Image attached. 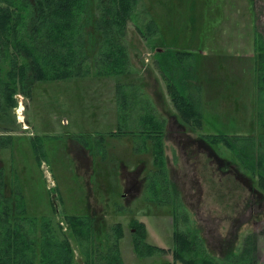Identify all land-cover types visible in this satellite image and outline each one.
Segmentation results:
<instances>
[{
  "label": "rangeland",
  "instance_id": "1",
  "mask_svg": "<svg viewBox=\"0 0 264 264\" xmlns=\"http://www.w3.org/2000/svg\"><path fill=\"white\" fill-rule=\"evenodd\" d=\"M140 4L158 26V38L174 51L191 52L193 56L184 61L191 68L192 82L200 85L201 129L179 131L166 83L154 64L155 40L141 38L128 23L124 46L130 74L125 81L129 92H136L134 98L144 99L159 117L171 122L164 152L177 204L173 205L172 195L167 205L144 202V178L154 169L150 143L145 134L136 133V126H125L124 116L114 117L115 79L91 76L86 84L72 86L79 88H71V81L63 86L37 83L29 89V99L17 95L15 110L5 111L7 121L0 119V126L8 125L13 137L0 149V167L13 181L14 187H9L13 200L23 197L29 220L47 216L63 229L65 214L90 216L97 245L105 238L101 252L115 238L112 229L118 225L122 264L149 262L134 250V220L143 223L147 244L166 249L173 244L175 221L179 230L203 238L204 247L219 261L237 251L246 234H254L259 264H264V194L223 145L209 147L197 139L198 134H224L242 137L243 142L252 137L253 144L261 132L255 124L254 41L259 33L264 47V1L141 0ZM6 68L2 62L1 76ZM147 93L158 96L153 99ZM0 111L3 114L1 105ZM23 115L28 130L23 129L27 123L19 125ZM125 130L133 133L125 138ZM118 131L121 139L110 137ZM85 138L94 143V158L80 148ZM72 244L77 264H85L84 255Z\"/></svg>",
  "mask_w": 264,
  "mask_h": 264
},
{
  "label": "trees",
  "instance_id": "2",
  "mask_svg": "<svg viewBox=\"0 0 264 264\" xmlns=\"http://www.w3.org/2000/svg\"><path fill=\"white\" fill-rule=\"evenodd\" d=\"M264 1V0H262ZM141 0H0V93L3 113L16 106L14 95L28 96L36 82L54 83L80 79L114 78L116 111L126 123L136 126L150 142L154 170L146 187L149 198L157 203L162 196H173L176 190L166 175L163 138L165 119L159 117L144 99L137 100L130 93L126 80L129 72V55L124 46L128 23L146 41L154 39V64L166 83V91L175 110L174 117L185 129L197 132L202 126L200 85L191 80V68L185 58L189 51L168 49L158 38L155 21L143 9ZM140 6V12L137 8ZM254 71L256 73L255 114L259 135L243 142L242 137L201 135L198 138L208 145H223L234 160L247 169L256 181V188L264 194V47L261 35L254 41ZM161 50V51H159ZM7 68L1 76V63ZM121 81V82H119ZM126 82V83H125ZM129 87V88H128ZM130 118V123L127 120ZM133 132H126L125 135ZM8 140L0 142L6 146ZM250 161V162H248ZM4 178L0 173V264H77L75 243L84 255L85 264H121L118 240L121 230L113 228L114 240L109 239L107 249L101 252L94 240L89 217L65 214L63 222L52 223L50 218H27L22 196H8ZM164 199V201H166ZM177 203L173 204L174 206ZM178 207V205L176 206ZM177 209H173L175 213ZM133 238L138 257L161 256L163 249L142 245L143 225H139ZM172 263L167 264H256L254 250L256 237H244L239 253L233 260L218 263L203 250L200 237L175 230ZM105 243V242H104ZM103 246L105 248V244ZM102 244V243H98ZM143 249V250H141ZM159 260V259H158ZM159 262V261H158ZM151 263V264H157ZM160 264V263H158Z\"/></svg>",
  "mask_w": 264,
  "mask_h": 264
},
{
  "label": "flooded vegetation",
  "instance_id": "3",
  "mask_svg": "<svg viewBox=\"0 0 264 264\" xmlns=\"http://www.w3.org/2000/svg\"><path fill=\"white\" fill-rule=\"evenodd\" d=\"M37 83H39V85L40 84H42L43 82H36L34 85H32V88H35L36 87V84ZM0 95H1V93H0ZM21 96V98L22 99H29V96H25V95H23V93H17V94H15L14 95V98L16 97V96ZM15 101H16V105H17V98H15ZM0 103H2L1 102V97H0ZM17 106H15L14 108H12L11 110H9V111H13V110H15V108H16ZM25 109H23V114H25ZM16 113V112H15ZM6 114V113H5ZM4 113L2 114L1 113V111H0V119H1V121H7V119L6 120H4L3 119V117H4V115H5ZM176 119V118H175ZM23 122H25V123H27V125L25 126L24 125V127H23V129H25V130H28L29 129V125H28V122L26 121V119H25V115H23V121H19V125H20V123L22 124ZM174 124L176 125V127L178 128V130L179 131H185L186 129H185V127H183L182 126V124L181 123H179L178 121H177V119L174 121ZM171 126V122L169 123L168 121L165 123V135H164V138H163V147L165 148V144H164V140H165V137L167 136V134H168V128ZM10 132V128H9V126L7 125V126H5V127H3V126H0V142H2L3 140H8V138L9 137H13V133H9ZM114 132H112L111 133V135H110V137H113L112 136V134H113ZM117 134H116V136L115 137H113V138H119V139H121L120 137V135H119V131L118 132H116ZM28 136V135H27ZM32 136H35V135H32V134H30V137H32ZM128 135H126L125 136V138L127 137ZM131 136V135H130ZM182 136H183V134H182ZM29 137V136H28ZM197 139L200 141V142H202V143H204V144H206V145H208L206 142H204V140H202V139H200V138H198L197 137ZM101 140H103V139H101ZM101 142V141H100ZM149 142V141H148ZM150 143V142H149ZM102 146H104V141L102 142V145H101V147ZM209 147H212L211 145H208ZM1 147H4V146H0V149H4V148H1ZM105 147V146H104ZM5 148H6V146H5ZM82 150H83V148H85V150L89 153V154H91V157L92 158H94L93 156H94V154H96L95 153V149H94V143H93V141L90 139V138H85V139H83V144H82V147H80ZM150 148H151V146H150ZM99 149H101V148H99ZM211 149V148H210ZM35 150V149H34ZM99 155V154H98ZM214 157H215V159H217V157H216V155L214 154ZM164 159H165V165H166V175H167V179L169 180V178H168V172H167V170H168V167H167V159H166V156H165V152H164ZM218 160H219V158H218ZM152 163H153V158H152ZM154 166V165H153ZM231 166H227V168H230ZM154 169L152 168V170H149L148 172V174L145 176V178H144V185H143V187H145V189L143 188V197H144V202L145 203H147V204H151L152 205V203H155L156 205H161V204H163V205H167L166 203H167V201H164V199L166 198V195H164V196H162L161 197V199L159 200L161 203H157L156 201H153L152 199H150L149 198V195H148V193H147V190H146V187H148V178H149V175H151V173H152V171H153ZM0 173L2 174V176H3V178H4V181L6 182L5 183V185L3 186V187H6V191H7V195L8 196H11L12 197V193H11V188H9V187H14V184L12 183L13 181H12V179H8L7 178V176H6V174H5V171H4V169L2 168V167H0ZM169 182H170V180H169ZM170 184H171V182H170ZM171 186H172V184H171ZM17 187V186H16ZM131 189H132V187H133V184H131ZM175 188V187H174ZM176 189V188H175ZM256 190L257 191H259L257 188H256ZM123 197H124V195H123ZM165 197V198H164ZM121 199L123 200V198L121 197ZM166 200V199H165ZM14 200L13 201H11V204H12V206L14 205ZM24 207H25V205H24ZM50 208H53V207H50ZM53 211L55 212V208H53ZM25 212H26V215H27V208L25 207ZM53 212V213H54ZM172 213H173V211H172ZM45 218L47 217V216H44ZM90 217V216H89ZM43 218V217H42ZM90 219L92 220V218L90 217ZM41 220H39L38 221V224L39 223H41L40 222ZM93 222V221H92ZM134 223H135V225L133 226V228H131V230H132V232H133V234L135 235V233L134 232H136V230L138 229V230H140L141 231V229H140V227H139V225L140 224H142L143 225V223L142 222H138L137 220H134L133 221ZM132 222V223H133ZM131 223V224H132ZM133 223V224H134ZM184 223V222H183ZM262 223H264V222H262ZM185 224V223H184ZM116 226H118V225H116ZM144 226V225H143ZM172 226H173V229H174V231L175 230H178V231H180V232H183V231H181V230H179L178 229V227H177V223L175 222V221H172ZM93 227V226H92ZM119 227V226H118ZM113 230V229H112ZM174 231H173V233H174ZM142 232H143V230H142ZM183 233H187V232H183ZM114 234H117V233H115L114 232ZM187 234H189V235H191V233H187ZM142 235H143V233H142ZM246 235H248V234H246ZM245 235V236H246ZM254 235V234H253ZM192 236V235H191ZM244 236V237H245ZM244 237L242 238V240H241V244H242V241H243V239H244ZM256 237V236H255ZM172 238H173V234H172ZM200 239L202 240V243H203V250H205L206 252H207V254L209 253V251H208V249L207 248H205L204 247V244H205V241H204V239L203 238H201L200 237ZM110 240H114V238H111ZM105 242V238H103L102 239V241H100V243H102L101 244V246H103V243ZM118 242H119V240H118ZM144 243H146L145 242V239L144 240H142V245L144 244ZM147 244V243H146ZM241 244H240V246H239V249L237 250V251H235V252H230V253H228L227 255H226V257H222L221 259H220V261L217 259V258H215V257H213L210 253V255L209 256H211L212 258H214L218 263H226L227 262V259H229V260H233L234 258H236V257H239L240 256V252H241V250H242V247H241ZM149 245V244H148ZM150 246H152V247H155V248H159V249H163L164 251H166L165 253L164 252H162V253H159L161 256H159V257H157L156 255L155 256H153V257H151V256H148L147 258H148V260H149V262H143L142 264H151V263H156V262H158V263H160V264H167V263H172V258H173V256H172V249H173V247H174V242H173V244H172V247H170V248H163V247H158V246H155V245H150ZM141 250H143V249H141ZM75 252V251H74ZM118 252H119V250H118ZM76 256V255H75ZM254 258H255V262H256V264H259V262L261 261V256H260V252L258 251V246H257V237H256V249L254 250ZM120 257V256H119ZM140 258H143V257H140ZM159 259V260H158ZM157 263V264H158ZM122 264V263H121Z\"/></svg>",
  "mask_w": 264,
  "mask_h": 264
},
{
  "label": "crops",
  "instance_id": "4",
  "mask_svg": "<svg viewBox=\"0 0 264 264\" xmlns=\"http://www.w3.org/2000/svg\"><path fill=\"white\" fill-rule=\"evenodd\" d=\"M168 49H173V48H168ZM159 51H161V50H159ZM87 77H89V76H86V77H84V78H80V79H73V80H70L71 82H73L72 84H71V88H79L78 86L80 85V83H82L83 82V84H86V82H87ZM87 79V80H86ZM99 79H111V78H96V80H99ZM114 79V78H113ZM94 81V80H93ZM116 81V80H115ZM77 82H79V83H77ZM95 82V81H94ZM117 82V81H116ZM79 84L77 87H72L73 85H75V84ZM61 86H63V85H66L67 84V82H61ZM87 87V86H86ZM64 90H66V89H64ZM115 92V88H113V93ZM149 96H151L152 98H153V96L151 95V94H149V93H147ZM158 95H154V98L153 99H155L156 97H157ZM115 111H114V117L116 118V115H117V111H116V107H117V99H116V97H115ZM154 109V108H153ZM113 124L115 125L116 124V120H115V122L113 121ZM116 132H114L113 134H112V136L113 137H115L116 136Z\"/></svg>",
  "mask_w": 264,
  "mask_h": 264
},
{
  "label": "bare ground",
  "instance_id": "5",
  "mask_svg": "<svg viewBox=\"0 0 264 264\" xmlns=\"http://www.w3.org/2000/svg\"><path fill=\"white\" fill-rule=\"evenodd\" d=\"M21 118V117H20Z\"/></svg>",
  "mask_w": 264,
  "mask_h": 264
}]
</instances>
